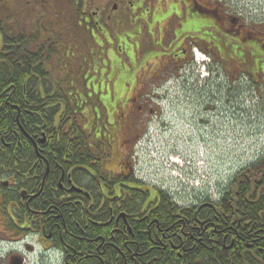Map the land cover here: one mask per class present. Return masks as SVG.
I'll return each instance as SVG.
<instances>
[{"label": "flooded vegetation", "instance_id": "flooded-vegetation-1", "mask_svg": "<svg viewBox=\"0 0 264 264\" xmlns=\"http://www.w3.org/2000/svg\"><path fill=\"white\" fill-rule=\"evenodd\" d=\"M185 12L199 22L179 23L175 16ZM165 13L173 17L167 20ZM229 23L208 0H0V62L11 69L14 61L29 64L24 84L5 92L19 91L27 105L33 98L41 103L34 113L17 109L20 133L11 129L7 139L15 143L0 149V264H264V224L259 229L253 219L242 220L238 192L227 201L204 190L195 193L199 197L192 204H177L167 190L137 181L134 154L123 152L121 145L159 137L155 128L154 136L147 134V123L166 104L159 106L152 91L160 83L172 92L171 79L192 58L191 45L213 60L224 59L231 75L240 76L251 90L255 79L264 95V26ZM151 27L165 33L158 45ZM142 30H148L159 56L150 44L134 54L120 50L127 38L141 41ZM115 46L121 64L131 56L146 69L150 62L154 66L139 75L137 90L132 85V96L116 107V139L109 132L100 138L83 135L89 145L80 143L63 155L56 146L60 136L51 135L48 123L61 122L66 108L61 96L74 115L69 119L77 122V101L70 103L69 95L81 94L84 85L74 84L82 81L92 59L112 57ZM138 102L142 105L135 110ZM2 103L13 109L8 98ZM95 103L92 118H104ZM27 116L28 131L20 123ZM216 119L220 136L221 114ZM121 133L125 138L120 141ZM161 210L168 215L163 224Z\"/></svg>", "mask_w": 264, "mask_h": 264}, {"label": "rangeland", "instance_id": "rangeland-1", "mask_svg": "<svg viewBox=\"0 0 264 264\" xmlns=\"http://www.w3.org/2000/svg\"><path fill=\"white\" fill-rule=\"evenodd\" d=\"M208 2L213 4L211 0H208ZM215 4H221L229 9L232 8L231 5L234 6L233 2L226 3L223 0H216ZM234 9L235 7L229 12L230 16L228 15L226 17L229 20H227L228 22L235 24V21H238L248 25L250 29H257L261 26L258 23L247 20L245 12L238 13ZM188 12L183 13L182 16H175L180 20L179 23H183L188 19ZM164 17L169 20L173 16L168 18L167 13H165ZM205 20L207 24L210 21ZM188 22L195 24L199 21L190 19ZM149 24H152V20L149 21ZM161 27H164V23L159 26V31ZM157 29L158 27H151L149 30L153 35L155 44H158L160 38L165 35L162 32L158 34ZM147 33L148 30H142L141 41L130 37L129 41L120 45V50L126 52L132 46V50L136 51L137 49L140 50L142 46L145 47L147 44H150L154 46L152 54L159 56L161 54L159 47L152 44ZM147 53L150 52L147 51ZM226 53V49L222 47V54L225 55ZM120 54L121 52L115 46L112 57L107 56L99 59L98 56L97 59H92L89 70L83 75L82 81L74 84V86L81 88L83 82L84 90L88 91V93L82 92V95L78 93L69 95L70 103L77 101L78 110L76 114L79 119L75 117L77 121L75 124H77V129L83 133L82 135L89 136L90 134L92 137L100 138L109 132L116 139L118 125H115L114 112L117 109H108L107 105L110 102H114V106L117 107L120 103H124L127 98L132 96L130 94L132 85H134V91L137 90L134 81H139V75L141 76V73H149V70L154 66V62H150V67L146 69L143 61H132L131 56L128 57L126 63L121 64L120 58L118 57ZM200 57L201 55L196 56V58L193 56L192 60L199 62ZM214 67L216 68L210 61L208 69L213 70ZM189 72L190 68L186 65L185 68L179 70L178 78H181V81H185L184 78L188 77L186 83H189L195 88L201 87L203 82L200 84L196 81V77L189 75ZM176 82L174 87H172L173 93L171 91L170 93H164V89L162 88L164 86L163 84L159 83L157 86V91L162 96V99L157 100L155 98V102L163 108L166 104V109L165 111H159L154 116V113H152L147 123L149 124L147 134L151 132L152 136H154L155 132H152V130L155 128L156 132L159 133V137H152L145 142L133 139L130 146L128 144L125 145L123 142L121 145L124 146L123 152L128 151L134 154L132 162L138 179L137 181L147 185H153L160 188L161 191L167 190L171 193L172 199L177 204L189 205L199 196L195 194L196 191L192 187L194 178L183 176V170L187 168H190V170L195 169V175L199 172L200 180L207 183V186H210L209 188H213V182L218 184V190L215 194V197H218L219 191H223L230 184L237 172L264 157V95L258 89H255L254 92L250 91L249 93V90L244 91L242 87L240 89L238 86L235 93L227 94L224 88L225 78L222 74L218 76L217 82L221 86L218 89L213 88L205 91L194 89L185 92L183 87L186 86V83L181 84L179 79ZM136 83L139 88V82ZM59 86L65 89L67 85L60 84ZM134 94L136 92H133ZM94 99L97 100V105L105 112L104 118L100 115L92 118L93 108L96 105ZM166 99L168 101L163 103ZM208 102L214 104L213 107L216 111L213 110V113L208 115L210 119L205 120V123L202 124L201 119L205 116L203 106L207 105ZM84 105H89L90 110H87ZM141 105L142 102L136 103L134 105L135 110ZM217 114H221V139L219 136V125H217L218 120L216 119L214 121L212 119ZM58 122L59 120L53 124L54 126L51 125L52 133L56 132L58 126L62 128L70 121L63 120L60 124ZM132 123L136 124V121H132ZM137 125L129 131L136 133ZM187 125H189L188 129L185 130ZM82 129H86V131H82ZM211 130L215 131L214 135ZM194 133L196 136L201 137V143L187 141ZM187 135L188 137H186ZM124 138L125 135L121 133L120 141ZM86 144L88 143H84V145ZM201 147L204 155L199 158V165V159L196 160L198 157L196 153ZM116 148L118 150L121 149L118 144H116ZM111 151L113 155L112 148ZM106 156L110 157L109 154ZM187 172L190 173L189 171ZM189 183L191 184V189H188Z\"/></svg>", "mask_w": 264, "mask_h": 264}, {"label": "trees", "instance_id": "trees-1", "mask_svg": "<svg viewBox=\"0 0 264 264\" xmlns=\"http://www.w3.org/2000/svg\"><path fill=\"white\" fill-rule=\"evenodd\" d=\"M15 56H17V54H15ZM12 65H13V69L9 67L10 64L8 62H0V104H2V106H0V149L4 151L6 149L4 148L3 143H12V144L15 143V140L7 139V137H10L9 136L10 130L12 129L15 130L16 132H19L17 128L18 125L15 123L18 112L17 109L21 111V114H23V111H30L34 113L33 107H37L41 104L40 102H37L38 100L36 98H33L29 101V105H27V102L22 100V98L20 97L19 91L11 93V90L9 91L7 90L8 92H5L6 89H11L14 86L18 90L24 84V81L28 79L26 76L23 77L25 74H27L29 70L28 61L26 60L21 62L14 61ZM29 79L30 80H28V82H31L33 78H29ZM237 86L240 89H242L241 80ZM213 88H214L213 85H210V87H208V89H213ZM82 92L88 93V91L82 90L81 95ZM226 93L229 94V92ZM3 98H8V101L13 106V109H10L9 111L7 110V105L2 103ZM94 100L95 102H97L96 99ZM60 101L64 103L66 108L65 107L62 108L63 115H61L60 117L61 122L59 121L58 124L62 123L63 120L64 121L68 120L70 122H68V124H66L62 128L58 126L56 131H58L59 128L60 130L58 132L51 133V135L54 134L55 138L56 135L58 136V138L60 136V140H59L60 145L56 144V146H58L59 148L58 150L62 152L61 154L65 155V153H69L70 150L72 149L75 150V148L78 145H80V143L84 144L85 141L83 140V135H82L83 133L77 129V125L75 124V122H72V120L69 119L70 117H72L71 115L73 114H71L72 110L68 105L67 101L64 99V96H61ZM56 102L57 101H54L52 103L56 104ZM114 105H115L114 102H110L107 105V108L116 109ZM213 105L214 104L211 102L207 103V106L209 107ZM58 107L59 106L53 107V109L50 110L49 114L47 115L48 120H51V117L54 115L56 108ZM98 109L102 110L100 106H98ZM204 111L206 114L210 113L209 110H204ZM214 111H216V109ZM29 119H31V116L30 117L27 116V119L22 123V117H20V123L24 130L29 129L30 127L27 124V121ZM49 125L52 124L48 123V127L51 128ZM47 135H49V133H47ZM55 138L51 140L53 146L56 143ZM73 145L75 146L72 147ZM77 158H80V156H78ZM237 192L238 195L236 196L235 193ZM219 196H221L220 200H227V201L231 200L232 198H234V196H236L235 199L236 198L239 199L238 208L242 220L247 222L253 219V222L259 226V229H261L262 225L264 224V157L259 161L252 163L251 165L237 172L230 183V187L226 188L225 190L223 189V191L220 192ZM165 198L168 199L167 196H165ZM172 207L174 209H177L173 205ZM159 217H162L161 219H163L161 224L167 221L168 215L166 213V210H161V212H159L158 214V218ZM114 255L116 254H114L113 252V256Z\"/></svg>", "mask_w": 264, "mask_h": 264}, {"label": "bare ground", "instance_id": "bare-ground-1", "mask_svg": "<svg viewBox=\"0 0 264 264\" xmlns=\"http://www.w3.org/2000/svg\"><path fill=\"white\" fill-rule=\"evenodd\" d=\"M190 165V164H189ZM205 179V178H204Z\"/></svg>", "mask_w": 264, "mask_h": 264}]
</instances>
